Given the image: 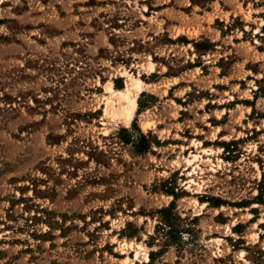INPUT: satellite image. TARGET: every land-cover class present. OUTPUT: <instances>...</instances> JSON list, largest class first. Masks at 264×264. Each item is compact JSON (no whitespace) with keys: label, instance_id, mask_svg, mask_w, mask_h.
I'll return each mask as SVG.
<instances>
[{"label":"rangeland","instance_id":"1","mask_svg":"<svg viewBox=\"0 0 264 264\" xmlns=\"http://www.w3.org/2000/svg\"><path fill=\"white\" fill-rule=\"evenodd\" d=\"M210 1L0 0V264H264V0Z\"/></svg>","mask_w":264,"mask_h":264},{"label":"bare ground","instance_id":"2","mask_svg":"<svg viewBox=\"0 0 264 264\" xmlns=\"http://www.w3.org/2000/svg\"><path fill=\"white\" fill-rule=\"evenodd\" d=\"M143 82L139 79L131 78L126 88L120 91H116L112 88V84L106 85V90L111 94H116L118 106L116 107L113 103H108L110 110L106 109V114L111 115L113 118L122 119L127 125L131 122L133 115L137 108V98L143 88ZM149 125L144 124L143 127L146 129Z\"/></svg>","mask_w":264,"mask_h":264},{"label":"crops","instance_id":"3","mask_svg":"<svg viewBox=\"0 0 264 264\" xmlns=\"http://www.w3.org/2000/svg\"><path fill=\"white\" fill-rule=\"evenodd\" d=\"M228 0H211L209 3H208V7H207V9L205 10V13H208V14H210V13H212V11H213V7L216 5V4H219L220 6H222L221 4H222V2H225V4L227 5V7L228 8H223V11L224 12H227V13H229V18L231 19L233 16L234 17H236L237 15H235L234 13H233V5L232 4H229L228 2H227ZM216 18H218V17H216ZM216 20H218V19H216ZM195 44H197V43H195ZM189 45H192V47H194L195 48V45H194V43L193 44H189ZM214 51V50H213ZM252 72H253V70H251ZM255 75H258L259 74V72L258 73H256V72H253ZM175 77H177V76H173L172 77V79H174ZM225 77V76H224ZM178 84V83H177ZM173 87H175V86H172L171 88H169L168 89V92H167V94L166 95H164V97L165 96H169V94H170V92H172L174 89H173ZM235 98V97H234ZM234 100H236V98L234 99ZM251 107V106H250ZM134 116H136V111H135V113H134V115H133V118H134Z\"/></svg>","mask_w":264,"mask_h":264},{"label":"trees","instance_id":"4","mask_svg":"<svg viewBox=\"0 0 264 264\" xmlns=\"http://www.w3.org/2000/svg\"><path fill=\"white\" fill-rule=\"evenodd\" d=\"M144 140H146V138H144ZM149 149L150 148L148 146V147H146L145 151H148ZM152 260H153V253L150 254V262L148 264H151Z\"/></svg>","mask_w":264,"mask_h":264}]
</instances>
